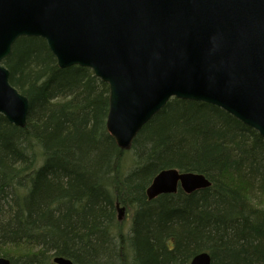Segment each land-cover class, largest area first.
Returning a JSON list of instances; mask_svg holds the SVG:
<instances>
[{
  "label": "trees",
  "instance_id": "1",
  "mask_svg": "<svg viewBox=\"0 0 264 264\" xmlns=\"http://www.w3.org/2000/svg\"><path fill=\"white\" fill-rule=\"evenodd\" d=\"M29 100L24 127L0 114V256L10 264H264V138L215 105L172 98L128 150L106 130L108 85L59 68L41 37L4 60ZM203 174L192 193L150 198L163 169ZM116 202L131 210L124 228ZM25 252L15 255L16 248Z\"/></svg>",
  "mask_w": 264,
  "mask_h": 264
},
{
  "label": "water",
  "instance_id": "2",
  "mask_svg": "<svg viewBox=\"0 0 264 264\" xmlns=\"http://www.w3.org/2000/svg\"><path fill=\"white\" fill-rule=\"evenodd\" d=\"M20 37H41L59 68L87 67L108 85L105 126L121 149L171 98L220 107L264 138V0H0V114L24 127L29 100L3 63ZM208 185L167 168L147 195ZM116 209L121 220L125 208ZM210 263L207 251L189 262Z\"/></svg>",
  "mask_w": 264,
  "mask_h": 264
},
{
  "label": "rangeland",
  "instance_id": "3",
  "mask_svg": "<svg viewBox=\"0 0 264 264\" xmlns=\"http://www.w3.org/2000/svg\"><path fill=\"white\" fill-rule=\"evenodd\" d=\"M125 208H126L125 216L121 219V222H120L122 228H124L126 225H128V223L130 221V216H131V210H129L126 206H125ZM116 215H117V211H116ZM22 252H25V249L20 247V248H16V250L14 251V254L19 255Z\"/></svg>",
  "mask_w": 264,
  "mask_h": 264
},
{
  "label": "bare ground",
  "instance_id": "4",
  "mask_svg": "<svg viewBox=\"0 0 264 264\" xmlns=\"http://www.w3.org/2000/svg\"><path fill=\"white\" fill-rule=\"evenodd\" d=\"M15 41H16V40H15ZM15 41H14V42H15ZM202 175H203V174H202ZM124 208H125V206H124ZM125 212H126V208H125V210H124L123 217L125 216ZM117 213H118V212H117ZM123 217H122V218H123ZM117 220H118V218H117ZM118 221L121 222V220H118ZM69 259H70V258H69ZM70 260H71V259H70ZM71 261H72V260H71Z\"/></svg>",
  "mask_w": 264,
  "mask_h": 264
}]
</instances>
